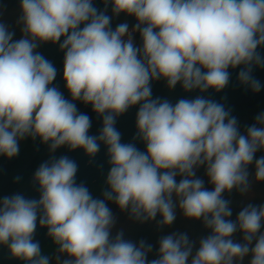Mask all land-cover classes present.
<instances>
[{"label":"clouds","instance_id":"clouds-1","mask_svg":"<svg viewBox=\"0 0 264 264\" xmlns=\"http://www.w3.org/2000/svg\"><path fill=\"white\" fill-rule=\"evenodd\" d=\"M103 3L114 16L134 17L135 25L113 30L111 17L93 0H20L19 38L0 20V156L16 157L30 137L52 153L67 146L90 158L103 143L111 165L103 199H95L76 183L75 161L62 156L42 163L33 177L38 200L19 193L0 199V245L22 264H264V204H247L233 221L224 198L233 190L249 192L253 163L255 181H264V156L256 158L264 150V112L242 132L219 102L197 96L173 105L153 99L151 89L152 81L163 79L169 89L179 83L185 92L218 93L229 84V69L243 66L239 83L259 92L252 70L264 67L258 51L264 47V0ZM47 43L63 52L71 101L53 84L54 64L37 51ZM73 101L102 117L98 136L89 135L90 117ZM136 105V135L146 152L121 143L115 127L116 118ZM202 166L212 190L197 177ZM109 202L130 219L158 227L172 226L179 210L210 234L198 246L187 233L163 236L157 258L148 260L152 245L125 240L123 231L113 237ZM37 221L47 229L44 248L34 241Z\"/></svg>","mask_w":264,"mask_h":264},{"label":"water","instance_id":"water-1","mask_svg":"<svg viewBox=\"0 0 264 264\" xmlns=\"http://www.w3.org/2000/svg\"><path fill=\"white\" fill-rule=\"evenodd\" d=\"M99 11L105 12V14L111 17V28L113 30L121 23H127L130 29L136 23L134 17L127 16L123 13H121L119 16H114L112 14L111 4H108L107 6L104 4L99 9ZM258 51L262 56H264V47L258 49ZM241 67L243 66H239L236 69H229L231 74L229 84L221 92L217 93L212 89H209L205 93H201L199 90L185 92L179 83L174 89H169L166 81L161 79L151 82L152 98L168 100L170 103L175 105V103L180 99L191 100L197 96H204L207 99H211L223 104L226 109L230 110L264 98V67H253L252 70L253 77L260 81L262 85V88L259 92H253L247 86L241 85L239 83L237 76ZM57 88L63 94L65 99L71 101L70 93L68 92L63 79V65L59 72ZM73 103L76 104L79 112L87 114L90 117L91 128L89 129V135L98 136L102 128V117H98L97 114L92 111L91 105H87L85 109L82 110V102L73 101ZM138 108L139 105L133 106L126 113L117 117L115 127L121 134V143H132L138 150L146 152L145 143L136 135V114ZM62 156H67L76 162L78 166L75 177L76 183L84 184L88 188L93 198L103 199V193L108 188L106 184V177L111 167L108 162L109 157L107 155V148L103 143L100 144L99 152L95 157L92 158L87 156L82 149L69 150L67 146H63L52 153L49 151L48 145L44 144L36 169L18 188L6 196H12L19 193L25 198L38 200L40 195L38 185L33 181L36 170L45 161H49L52 158H60ZM34 241L39 242L40 246L49 242L47 229L41 228L39 226V221H37ZM19 262L20 261L10 257V253L6 246L0 245V264H18Z\"/></svg>","mask_w":264,"mask_h":264},{"label":"rangeland","instance_id":"rangeland-1","mask_svg":"<svg viewBox=\"0 0 264 264\" xmlns=\"http://www.w3.org/2000/svg\"><path fill=\"white\" fill-rule=\"evenodd\" d=\"M19 3L20 0H0V5L4 6V8L2 9L3 15L0 16V20H2L5 23L9 22L11 23V25H14L13 29L16 27L15 35H19L20 37L21 36L20 30L17 31L18 26L15 23L19 15ZM9 4H12L11 7H9ZM53 46L54 44L52 43L42 44L37 48V51L42 54L43 51L46 49V47L51 48ZM86 106L87 105L82 103V110L85 109ZM253 118H254L253 116H249L248 118L238 120V124L242 132L245 131L246 126H250L253 123H255L254 121L252 122ZM33 149L34 146H32L31 150L27 153V156L30 157L32 155ZM261 156H264V150L258 151L256 153L257 159ZM28 164H30V160ZM249 172H250L251 188L248 193L240 194L236 190H233L231 193H224V198L231 201L230 207L232 210V216L230 219H232L233 221L236 219L239 211H241L242 208L245 207L247 204H252L255 206L264 204V181L261 182L255 181L254 163L253 165L249 166ZM197 177L204 180L205 187L208 190H212L213 186L208 182V178L206 176V170L203 166L197 169ZM180 179L181 177L178 176L177 182H179ZM111 211L113 212L116 218V225L112 232L113 237L115 236L117 231H123L125 240H129L137 244L139 243V241L143 240L147 244L152 245L153 250L148 255V260L157 258V252L159 247L158 242L160 238L163 236L169 235L173 232L187 233L190 240L196 242L198 246L199 240L210 234V231L203 226L202 221L186 219L182 216V214H180L179 210H177L176 221L170 227H158L155 221H148L144 223L134 221L129 218V214L127 212H122L117 205H115L113 210ZM158 219H160L159 216L157 217V220ZM241 239H242L241 234L239 232L236 233L234 236V240L239 242L241 241ZM48 243L49 242L42 245L41 247L44 248ZM46 250H50V249H46Z\"/></svg>","mask_w":264,"mask_h":264},{"label":"trees","instance_id":"trees-1","mask_svg":"<svg viewBox=\"0 0 264 264\" xmlns=\"http://www.w3.org/2000/svg\"><path fill=\"white\" fill-rule=\"evenodd\" d=\"M93 3L98 10L104 5L103 0H93ZM11 5L12 4H9V7H11ZM6 24L10 26V30L15 31L16 27L13 29L14 25H11L9 22ZM18 30L19 27L17 28V31ZM18 37L19 35H15L14 38ZM42 55L51 61L57 69V76L53 82L54 86L57 87L59 72L63 65V52L59 49L58 45H54L51 48L46 47ZM261 112H264V98L231 110V113L237 118V120L245 119L249 116L255 118L256 115ZM254 118L252 119V122H255ZM43 145L44 144H41L39 138L33 140L29 137L21 141L20 152L16 157L8 159L4 156H0V198L18 188L36 169ZM32 146H34V149L32 155L29 157L27 156V153L31 150ZM29 160L30 164H28ZM17 178L19 179L17 180ZM108 206L113 210L115 204L109 202ZM18 264H22V262H19Z\"/></svg>","mask_w":264,"mask_h":264},{"label":"flooded vegetation","instance_id":"flooded-vegetation-1","mask_svg":"<svg viewBox=\"0 0 264 264\" xmlns=\"http://www.w3.org/2000/svg\"><path fill=\"white\" fill-rule=\"evenodd\" d=\"M136 38H137V44L139 45L141 43V41H140L138 33L136 34Z\"/></svg>","mask_w":264,"mask_h":264}]
</instances>
